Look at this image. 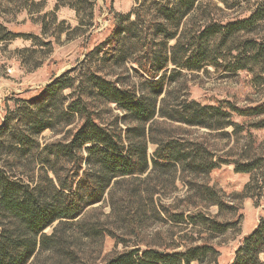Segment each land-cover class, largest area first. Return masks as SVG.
<instances>
[{"label":"rangeland","instance_id":"374dc122","mask_svg":"<svg viewBox=\"0 0 264 264\" xmlns=\"http://www.w3.org/2000/svg\"><path fill=\"white\" fill-rule=\"evenodd\" d=\"M152 1L157 0H0V126L9 114H15L17 105L22 106V99L35 97L67 70L81 67L87 53L107 40L115 15L122 21L135 20L140 2L148 10L137 19L136 33L152 55L159 47L153 40L159 5ZM255 11H260L262 18L253 31L236 33L225 41L213 38V65L181 70L170 64L162 71L161 75L166 73V86L177 72L171 86L173 103L184 99L202 105L228 101L243 110L258 106L264 110V53L256 56L244 44L248 39L264 43V0H200L198 10L185 22L194 29L211 22L225 24L246 19ZM174 43L172 40L169 46ZM104 45L107 51L110 47ZM140 55H146L145 51ZM138 56H129L125 62H118L120 65L108 62L110 71L106 72L122 81L142 83L146 76L139 63L145 65L149 60ZM72 92L66 89L63 93L70 100ZM109 106L100 109L101 117L114 123L119 115L118 124L125 128L122 111L116 104ZM156 118L155 133L181 137L190 148L201 143L211 150L215 160L264 159V126L256 127L264 123V112L254 116L232 112L230 119L236 126L223 129ZM80 124L77 118L73 124L43 131L36 136L39 148L35 146L18 157L19 162H11L12 155L6 148L10 139L0 137V163H12L14 171L25 179L33 174L38 177L39 152L47 143L69 136ZM156 149V144L149 143L150 167ZM49 175L52 177V173ZM130 182H113L101 202L89 206L74 224L63 229L66 242L56 251H40L32 258L33 264H99L134 248L143 251L150 246L173 253L197 244L211 245L217 253L204 262L191 264H231L244 237L264 222V162L250 173L236 172V163L231 162L209 173L178 171L174 175L161 171L138 175ZM133 184L139 192L136 198L129 193L128 185ZM204 184L214 189L213 198L200 190ZM174 212L201 214L209 221L205 223L237 224L217 233L200 224L203 222H173L170 214ZM57 224L58 221L49 226L45 233L52 234Z\"/></svg>","mask_w":264,"mask_h":264},{"label":"trees","instance_id":"16d2710c","mask_svg":"<svg viewBox=\"0 0 264 264\" xmlns=\"http://www.w3.org/2000/svg\"><path fill=\"white\" fill-rule=\"evenodd\" d=\"M199 1H152L159 5L153 33L159 47L152 55L136 33L137 19L148 10L144 8L146 5L139 3L135 20L122 21L115 15L114 28L107 40L87 53L81 67L67 70L35 97L22 99V106L17 105L15 114L8 115L6 123L0 126V137L10 139L6 148L12 155L11 162H19L18 157L25 156L35 146L39 148L36 136L43 131L73 124L77 118L81 124L69 136L47 143L39 152L38 177L33 174L25 179L22 173L14 171L12 163H0V264H33L32 258L40 251L58 250L66 242L63 229L74 224L89 206L101 202L113 182L130 184L138 175L161 171L174 175L178 171L209 173L220 164L231 162L236 163V172L241 173H250L263 165L264 159L237 162L219 157L215 160L211 150L201 143L190 148L181 137L155 133L157 116L187 126L223 129L236 126L230 119L232 112L244 116L264 112L260 106L243 110L228 101L217 105H202L191 99L179 104L172 102L171 86L177 72L166 86L163 70L170 64L181 70H200L213 65V38L225 41L236 33L253 31L262 18L260 11H255L246 19L225 24L211 22L192 29L185 21L198 10ZM172 40L175 43L169 46ZM104 44L110 47L107 51ZM244 44L256 56L264 53V43L256 39H248ZM139 51H145L146 55L141 56ZM134 54L149 60L145 65L139 63L146 76L144 82L129 83L106 72L108 62L120 65L118 62H125ZM66 89L75 92L70 100L63 93ZM110 104H116L122 111L125 128L118 124L119 115L114 123L101 117L100 109L110 108ZM261 126L263 122L256 125ZM149 143L157 145L152 167ZM134 185L128 188L136 198L139 192ZM200 190L213 198L214 189L209 185H200ZM170 218L177 223L186 219L193 224L203 222L200 224L217 233L237 224L236 221L205 223L208 219L198 213L174 212ZM57 221L52 234L45 233ZM216 253L207 244L189 245L173 253L148 246L143 251L134 248L120 252L99 264H191L204 262ZM68 255L72 257L73 253ZM231 264H264V222L244 237Z\"/></svg>","mask_w":264,"mask_h":264}]
</instances>
